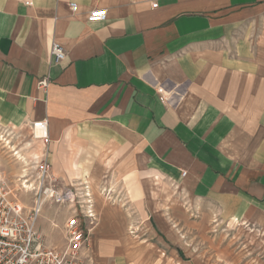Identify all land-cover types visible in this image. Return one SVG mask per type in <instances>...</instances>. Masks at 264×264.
I'll return each instance as SVG.
<instances>
[{"label": "crops", "instance_id": "0c3cea01", "mask_svg": "<svg viewBox=\"0 0 264 264\" xmlns=\"http://www.w3.org/2000/svg\"><path fill=\"white\" fill-rule=\"evenodd\" d=\"M150 4L0 0V127L14 142L44 120L49 144L36 150L51 168L65 153L67 171L82 160L96 179L100 168L133 167L139 156L144 174L188 199L231 222L261 225L264 65L235 63L219 47L263 21L264 0ZM96 9L106 19L87 22ZM53 42L65 50L59 65ZM43 78L46 91L37 86ZM99 248L105 255L107 244Z\"/></svg>", "mask_w": 264, "mask_h": 264}, {"label": "rangeland", "instance_id": "374dc122", "mask_svg": "<svg viewBox=\"0 0 264 264\" xmlns=\"http://www.w3.org/2000/svg\"><path fill=\"white\" fill-rule=\"evenodd\" d=\"M219 48L235 63L264 65V19L238 29ZM4 139L7 136L0 127V178L10 197L28 213L35 208L41 186L37 164L43 160L36 150L38 141L30 133L10 145H4ZM137 158L133 167L125 161L118 162V167L100 168L96 179L86 175L82 160L67 171L65 153L53 168L48 162L42 188L70 186L78 198L73 205L56 206L48 199L43 204L36 222L43 245L63 249L65 223L77 216L87 235L82 264H264V221L243 225L224 219L209 203L188 199L156 173L144 174L146 164ZM131 171L136 173L132 178L128 176ZM86 193L94 210L93 226L81 219V211L87 210ZM99 241L107 244L105 255H101Z\"/></svg>", "mask_w": 264, "mask_h": 264}, {"label": "built area", "instance_id": "2783aa9c", "mask_svg": "<svg viewBox=\"0 0 264 264\" xmlns=\"http://www.w3.org/2000/svg\"><path fill=\"white\" fill-rule=\"evenodd\" d=\"M163 0H151V9H157ZM71 11L76 12L75 4L70 5ZM107 17L105 9H96L87 16V22L97 23ZM53 65H59L65 60L64 48L53 42L50 48ZM38 88L46 91L49 86L47 78L38 82ZM163 101V98H160ZM30 134L33 140L43 145L49 144L47 122L37 121L30 125ZM7 136V135H6ZM4 145L9 144L6 139ZM17 154V152L15 153ZM40 172L41 186L36 194L35 208L25 213L20 205L10 197V192L3 178H0V264H82V249L86 236L81 227V220L73 216L65 223L66 244L61 250L47 248L43 245L41 236L36 230V222L43 204L51 200L56 206L73 205L78 198L73 187L65 189L42 188L44 177L50 165L47 161L37 164ZM183 176L185 173L182 174ZM52 181V180H51ZM27 183V181H26ZM87 210L81 211L82 220L86 225L93 226L95 222L94 210L90 195L86 193Z\"/></svg>", "mask_w": 264, "mask_h": 264}, {"label": "bare ground", "instance_id": "6f19581e", "mask_svg": "<svg viewBox=\"0 0 264 264\" xmlns=\"http://www.w3.org/2000/svg\"><path fill=\"white\" fill-rule=\"evenodd\" d=\"M9 145H10V143H9ZM7 148H8V146H7ZM9 149V148H8ZM12 150V149H11ZM18 153V152H17ZM12 157H13V154H12ZM20 157V156H19Z\"/></svg>", "mask_w": 264, "mask_h": 264}]
</instances>
